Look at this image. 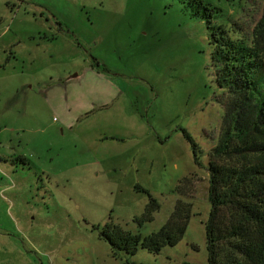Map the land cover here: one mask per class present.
Returning <instances> with one entry per match:
<instances>
[{
    "label": "rangeland",
    "instance_id": "1",
    "mask_svg": "<svg viewBox=\"0 0 264 264\" xmlns=\"http://www.w3.org/2000/svg\"><path fill=\"white\" fill-rule=\"evenodd\" d=\"M206 1L252 38L264 0ZM209 40L182 0H0V264H208V154L225 98ZM190 174L183 240L115 255L105 227L158 231ZM137 186L160 201L141 227Z\"/></svg>",
    "mask_w": 264,
    "mask_h": 264
},
{
    "label": "trees",
    "instance_id": "2",
    "mask_svg": "<svg viewBox=\"0 0 264 264\" xmlns=\"http://www.w3.org/2000/svg\"><path fill=\"white\" fill-rule=\"evenodd\" d=\"M182 1L206 24L216 82L225 94L220 137L208 154V264H264V9L252 38H248L216 23L221 10L210 2ZM181 132L191 145L195 164L202 166L198 143L188 130ZM196 187L194 174L182 178L175 187L181 199L158 231L144 236L108 224L100 237L111 245L115 255L122 252L134 256L141 248L159 254L166 247L178 245L194 215L189 199L195 198ZM136 189L149 198L143 215L135 218L141 227L154 221L160 201L145 188Z\"/></svg>",
    "mask_w": 264,
    "mask_h": 264
}]
</instances>
